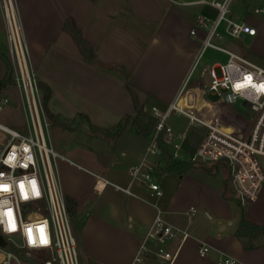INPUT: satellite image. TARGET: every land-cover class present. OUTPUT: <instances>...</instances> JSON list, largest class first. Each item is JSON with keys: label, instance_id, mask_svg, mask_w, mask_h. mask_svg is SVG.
Returning a JSON list of instances; mask_svg holds the SVG:
<instances>
[{"label": "crops", "instance_id": "obj_1", "mask_svg": "<svg viewBox=\"0 0 264 264\" xmlns=\"http://www.w3.org/2000/svg\"><path fill=\"white\" fill-rule=\"evenodd\" d=\"M13 2L29 44L32 68L39 83L51 90L49 110L64 122H75L85 115L96 128L76 142L93 157L74 154L77 162L64 154L68 148L58 151L65 161L87 174L82 182L61 186L81 264H134L141 241L158 213L189 234L173 264H225L222 259H234L232 264H264L263 241L247 250L235 236L242 214L234 220L220 170L190 169L179 174L162 168L156 178L164 188V197L152 195L140 184L133 185L131 193L114 187L129 185L130 168L142 160L149 137L138 134L130 124L121 135L112 134L126 117H134L139 107L164 108L172 102L197 59L201 41L190 33L197 14L186 8L191 5L180 6L174 0ZM252 2L259 4L260 0ZM67 19L90 42L93 61L83 57L71 35L63 30ZM248 21H253L257 33L242 38L250 54L264 61V21L251 16ZM4 40L7 43L6 22L0 10V47ZM4 53L1 47L0 54ZM243 56L247 58V54ZM6 75L7 71L0 74V80ZM125 75L130 78L134 97L127 90ZM10 87L0 88V98L9 99V125L22 129L19 119L25 111L21 98L16 101ZM51 123L73 133L84 126L70 130ZM171 125L177 131L187 127ZM201 136L192 149L185 143L187 153L196 149ZM192 207L200 213L199 220H189ZM245 208L248 222L264 224V188ZM174 243L178 245V241ZM202 244L210 247L204 257L199 254ZM154 260L147 258L140 264Z\"/></svg>", "mask_w": 264, "mask_h": 264}, {"label": "built area", "instance_id": "obj_2", "mask_svg": "<svg viewBox=\"0 0 264 264\" xmlns=\"http://www.w3.org/2000/svg\"><path fill=\"white\" fill-rule=\"evenodd\" d=\"M174 1L182 5L208 4L217 15L210 25L208 15H195L190 33L201 41L197 59L173 101L164 108L151 107L150 113L157 119V125L145 155L130 168L129 185L114 184V187L131 193V187L140 184L152 195L161 197L163 191L156 176L165 165L162 140L172 163H222L228 170L236 202L246 205L257 200L264 188V67L216 41L223 39L219 28L224 21L227 23L225 31L233 37L254 36L257 29L248 21L247 17L251 16L248 9L249 15L239 21L227 17L233 0ZM3 7L12 78L20 94L26 125L16 129L0 123L4 134L0 139V233L6 242H14L28 252L49 253L44 264H81L56 173V160L65 158L54 149L49 138L50 123L43 107L42 90L31 65L16 9L11 15L5 0ZM253 13L264 15V0L255 5ZM209 47L224 52L226 61L203 66L197 79L191 82ZM8 103V98L1 97L0 110ZM235 106L242 112L233 110ZM173 115L184 116L188 125L196 124L205 129L200 143L190 154L185 148L188 129L175 130L169 123ZM150 156L155 159L150 160ZM196 214L197 209L192 207L188 212L189 220ZM188 237L187 231L174 227L158 213L141 241L134 264L147 258L173 264ZM174 238H178V245L170 250L166 244ZM209 250L208 245L202 244L199 254L204 257ZM0 255V264H12L13 260L20 263L13 252L2 247ZM221 262L232 264L235 260L222 259Z\"/></svg>", "mask_w": 264, "mask_h": 264}, {"label": "rangeland", "instance_id": "obj_3", "mask_svg": "<svg viewBox=\"0 0 264 264\" xmlns=\"http://www.w3.org/2000/svg\"><path fill=\"white\" fill-rule=\"evenodd\" d=\"M177 1H183V0H177ZM220 1H222V0H220ZM252 1L253 0H233L231 5H230V11L227 14V17L232 19V20L239 21V20H241V19H243L249 15V13L246 12V10L248 9L250 12V15L253 19H259L261 21H264V15H259V14L253 13V9L257 3H254ZM180 6H181V4H180ZM186 8H188L189 10H192L195 13L208 15L211 18L209 25L212 23V20L217 15V11L208 4L191 5V6H188ZM0 10L2 12V16H3L4 21L6 22L5 15H4L3 0H0ZM247 18H249V17H247ZM251 22L253 23V21H251ZM226 24L227 23L224 21L219 28V32L222 33L223 39L218 40L216 42L219 45H221L222 47H224L230 51L237 52L238 54H240L242 56H243V54H245V55L247 54V58L252 59L254 62L259 64L260 66L264 67V61H262L259 57H255V56H252L250 54L249 48H248L245 40L242 38V36L233 37L225 31ZM21 26H23L22 23H21ZM6 31H7V24H6ZM22 32H23V28H22ZM27 44H28V42H27ZM1 47L5 51L4 56L9 60L8 45L5 42V40L1 43ZM28 47H29V44H28ZM137 48H139V46ZM29 52H30V48H29ZM226 57H227L226 54L222 51H219V50H216V49L210 48V47L207 48L206 51L204 52V55L200 59L198 66L196 67V70L192 76L191 82L194 81L195 79H197V75H198L199 71L203 68V66L211 64L215 61L225 62ZM9 63H10V60H9ZM10 66H11V64H10ZM5 70L7 71V67H6V64H5L3 57L0 54V74H4L6 72ZM9 84L11 86L10 90L14 94V98L16 99V101L18 99L20 101L19 92H18V89L15 86L14 82L9 83ZM42 95H43V91H42ZM21 103L22 102H20V105H21ZM147 106H148L147 111L150 113L151 106L150 105H147ZM6 107L4 109L0 110V123L3 125H6L8 127H12L11 125H9V123H10V112L7 110ZM233 110L242 112L240 109L237 108V106L233 107ZM244 117L248 118L245 115H244ZM19 120H20L19 122L22 123L23 128H24L26 125L25 115H21ZM169 121L171 124L172 123L173 124L178 123V125H180L182 127L187 126L186 128L188 129V134H187V139H186V146H189L190 149H192V145L196 142L195 140L199 137V135H203L205 132V129L202 126H199L196 124L188 125V119L184 116L173 115ZM67 122L71 123L73 125L78 124L77 128L79 126H82L80 124H84V126H82L78 132L73 133V132L64 130L62 128H57L49 120L50 125H49V129H48V133H49V138H50L51 144L54 147V149L56 151H60V150L63 151L62 147L68 148L67 151H65V150L63 151L64 154L67 155L69 158L77 161V162H80V161H78V159L75 157L74 154L82 155L83 158L93 157V155H94L93 153H91L90 151L86 150L83 147L76 146V144H77L76 142L79 140L82 141V137H84V135H85L84 133H86V131L88 132V130H90V129L92 131H96V128L91 127V126L89 127V125H88L89 123L86 120H83L82 118H79V120H77L75 122L71 121V120H67ZM129 124H130V122H129ZM12 128H14V127H12ZM151 136L152 135L148 136L149 141L151 139ZM3 137H4V134L0 131V139H3ZM70 150H72V151H70ZM203 165L207 169H201V168H195V169L211 171V172H213V170L214 171L220 170L223 178L225 179V187H224V188H226L225 193L227 194L228 199L229 200L231 199L230 201H232L231 205H232V210L234 212V220H236L242 214L243 209H246L245 207L247 205H249V203H247L246 205H240L238 202H236V199L234 198L233 191H232V188L230 186L229 179H228V170L226 169V167L224 165H222V163L207 162ZM56 173H57V176L59 178L61 186H62V184H64V182H66L68 184H71L74 181L82 182V181H84V177L87 175L86 172H84L83 170H80L76 166H74V165L70 164L69 162L65 161L64 159H60V158L56 160ZM160 186H161V189L163 191V195L161 197H164V188L162 187L161 183H160ZM166 197H167V194H166ZM67 207H68V204H67ZM68 212H69V215L71 218V213H70L69 208H68ZM195 219L196 220L200 219V213H197L195 215ZM71 225H72L74 236L77 240V236L75 234V229L73 226L72 218H71ZM263 239H264L263 237H259L257 240L254 241V244L262 243ZM175 241L177 242L178 238H174V239L168 241L166 244L167 248L170 250H174L176 245H177L174 243ZM3 249H6L8 251L13 252L19 258L21 264H44L43 261L46 258L50 257L49 253H39V252H33V251L28 252L24 249L19 248L16 245V243L11 242V241H7V246L4 247ZM77 249H78V254H79V258H80L78 240H77ZM12 264H16V261L13 260ZM54 264H56V263H54ZM150 264H159V262L154 260Z\"/></svg>", "mask_w": 264, "mask_h": 264}, {"label": "trees", "instance_id": "obj_4", "mask_svg": "<svg viewBox=\"0 0 264 264\" xmlns=\"http://www.w3.org/2000/svg\"><path fill=\"white\" fill-rule=\"evenodd\" d=\"M63 30L71 35L72 39L79 48V51L81 52L83 57L89 61H93L94 59L90 54V42L82 36L80 30L77 28V26L74 24V22L71 19H67L65 21ZM1 56L3 57L7 67V75L5 79L0 80V88L3 85L14 82L12 78V68L10 66L9 60L3 54H1ZM125 79H126L127 90L131 94V96L134 97V90L132 88L130 78L127 75H125ZM39 86L43 91V107L48 119L52 121L54 124L59 125L65 129H70V130L76 129L78 124L73 125L71 123L64 122L60 120L58 117H56L49 110L48 100L51 96V90L49 86H47L46 84L39 83ZM81 118L83 119L85 118V120L89 123V125L93 127L87 116L81 115ZM129 122L131 127L138 134L143 136L152 135L157 125V119L147 111L145 106H141L138 108L136 115L134 117H130V116L126 117L112 135L113 136L121 135L126 130ZM160 144H161V154L163 155V159L165 162L164 169H166L168 172H177L179 174H182L190 169H195V168L207 169L206 167H204L203 164H192L189 162L172 163L171 160L169 159V156L167 154V149L163 144L162 140H160ZM225 192H226V188L224 190V194H226ZM235 236L241 241L245 249L252 250L257 247V245L254 244V241L257 240L259 237L264 238V224L257 225L248 222L245 219L244 210H243L239 222V226L235 232ZM263 244H264V240H263ZM6 246H7L6 239L0 233V247L4 248Z\"/></svg>", "mask_w": 264, "mask_h": 264}, {"label": "bare ground", "instance_id": "obj_5", "mask_svg": "<svg viewBox=\"0 0 264 264\" xmlns=\"http://www.w3.org/2000/svg\"><path fill=\"white\" fill-rule=\"evenodd\" d=\"M5 1L7 3V8L11 12V15H12V10L15 12V6L13 3V0H5Z\"/></svg>", "mask_w": 264, "mask_h": 264}, {"label": "snow or ice", "instance_id": "obj_6", "mask_svg": "<svg viewBox=\"0 0 264 264\" xmlns=\"http://www.w3.org/2000/svg\"><path fill=\"white\" fill-rule=\"evenodd\" d=\"M10 214V213H9Z\"/></svg>", "mask_w": 264, "mask_h": 264}, {"label": "water", "instance_id": "obj_7", "mask_svg": "<svg viewBox=\"0 0 264 264\" xmlns=\"http://www.w3.org/2000/svg\"><path fill=\"white\" fill-rule=\"evenodd\" d=\"M223 228V227H222Z\"/></svg>", "mask_w": 264, "mask_h": 264}]
</instances>
